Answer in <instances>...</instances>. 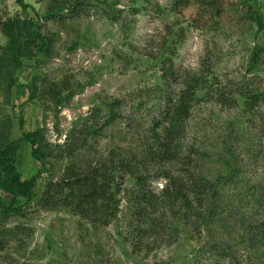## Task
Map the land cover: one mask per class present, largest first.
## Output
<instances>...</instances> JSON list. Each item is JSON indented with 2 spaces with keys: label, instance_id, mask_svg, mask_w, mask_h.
I'll return each instance as SVG.
<instances>
[{
  "label": "rangeland",
  "instance_id": "374dc122",
  "mask_svg": "<svg viewBox=\"0 0 264 264\" xmlns=\"http://www.w3.org/2000/svg\"><path fill=\"white\" fill-rule=\"evenodd\" d=\"M55 1L70 14L48 18ZM79 1L0 0V147L13 150L21 180L37 178L29 203L0 190L11 208L0 210V264H264V103L244 106L264 92V29L252 18L264 22V0ZM10 37L27 48L10 53ZM197 77L207 86L179 161L163 165L153 130L163 133ZM34 132L45 168L24 140ZM84 134L86 148L71 151ZM109 161L127 171L113 176L119 211L108 227L45 202L47 185L74 164ZM161 174L184 185L192 210L157 203L169 183ZM143 200L154 207L140 217ZM140 234L157 243L149 254L133 252Z\"/></svg>",
  "mask_w": 264,
  "mask_h": 264
},
{
  "label": "trees",
  "instance_id": "16d2710c",
  "mask_svg": "<svg viewBox=\"0 0 264 264\" xmlns=\"http://www.w3.org/2000/svg\"><path fill=\"white\" fill-rule=\"evenodd\" d=\"M18 1L22 3L21 0ZM77 2L78 4L80 3L79 0H77ZM215 4H217V1L212 5ZM53 6L55 7H51L48 17L50 19L61 18L59 12L62 9L63 11H67L68 14H70L72 11L69 10L71 5H66L65 7L58 6L60 8L59 9L56 5V1L55 5ZM252 18L256 19L260 29H264V22L260 13H257L256 16H253ZM39 30L40 28L38 26L36 30V37L37 39L41 40V45L37 55L41 54L46 47V39L40 34ZM10 39V44L12 46L10 53H18L19 50L22 51L27 48V45L21 44L16 37H10ZM17 57L18 56H14L13 60L16 61L18 59ZM2 59L7 58L3 57ZM259 61V54L256 52L254 60L252 61V66L254 67ZM12 79L11 88L15 87L17 83V80H15L14 77ZM203 81L204 80L201 77L189 79V82L185 83V90H182L179 93V96L174 102H172V105L166 112L167 126L164 128L163 133H160L159 128L153 130L150 140L155 145L157 149L155 153L163 165H168V163L173 164L174 162L179 161L180 154L183 150L181 141L182 135H184L186 122L190 117L192 106L198 102V91L201 87L204 89L207 86V83H203ZM246 98L248 99H245L244 106L248 111L251 112L257 104H260V102L264 103V92L257 91ZM23 125L24 123L21 120V127H23ZM24 140L32 145L33 158H35L37 161H40L42 168H45V163L42 160L43 152L39 147H37L40 143L39 133H24ZM86 140L87 135L84 134V139L81 141L80 145H70L71 151L77 153L81 149H84V147L86 148ZM170 147H174V149L178 151L177 156L173 155ZM13 158V150H10V146L5 144V146L0 147V160L2 161V167L0 165V190H3L8 195V197H12L13 199L21 198L25 199L28 203L32 202L34 200V190L36 187L37 178L34 177L27 181L21 180L20 174L10 162V160H13ZM109 162L111 164L108 165V167H99L98 164L95 165L93 162H87V165L84 168H81L78 163L74 164L69 169H67L65 175L61 179L47 185V190L44 194L45 202H47L49 205L52 204L53 208L55 209H57L58 206L68 208L75 214H78L81 218L90 221L93 224L108 227L113 222V220L118 217L119 211V201L112 187L114 181L113 176L117 174V171H122L123 169L127 171V168L123 165L118 166L114 161ZM131 175L137 184L142 185L141 181L144 179V177L141 176L142 179H140V176L133 172H131ZM159 178H164L169 181V183L166 184L165 189L160 193V197H162L163 200L157 202L158 204L163 206L164 209L170 210L169 212L172 213L177 204H183L182 206H184L186 210L193 209L192 203L184 191L185 187L183 184H180L179 187L176 183H174L173 178L168 174H161L158 176V179ZM146 194L147 192H145V195ZM151 194H153V192H151ZM151 196L153 198L156 197L155 194ZM141 203L142 205H138L140 217L146 215L148 206L152 205L145 203L144 200ZM152 206L154 207V201ZM8 209L11 208H6L4 205L0 204V210H2V212H9L10 210ZM154 227H151V229ZM143 238L144 237L142 234L136 237L134 241L135 245L133 247L134 253L139 254L141 252H145L146 254H149L154 250L157 243H152L149 239L145 240V242L143 241Z\"/></svg>",
  "mask_w": 264,
  "mask_h": 264
}]
</instances>
